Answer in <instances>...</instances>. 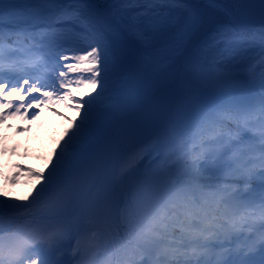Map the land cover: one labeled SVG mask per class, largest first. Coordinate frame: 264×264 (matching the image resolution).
<instances>
[{"label": "snow or ice", "instance_id": "snow-or-ice-1", "mask_svg": "<svg viewBox=\"0 0 264 264\" xmlns=\"http://www.w3.org/2000/svg\"><path fill=\"white\" fill-rule=\"evenodd\" d=\"M236 2L259 4L264 17V0ZM204 4L0 0V106L14 109L0 122L33 102L77 101L72 85L95 92L76 102L83 118L50 168L25 169L41 181L30 202L0 194V264H256V255L264 264V19L232 18L226 0ZM211 11L229 18L209 27ZM181 62L204 90L169 109L150 143L127 155L121 175L145 158L152 169L117 194L92 153L107 114L131 79H158Z\"/></svg>", "mask_w": 264, "mask_h": 264}, {"label": "rangeland", "instance_id": "rangeland-1", "mask_svg": "<svg viewBox=\"0 0 264 264\" xmlns=\"http://www.w3.org/2000/svg\"><path fill=\"white\" fill-rule=\"evenodd\" d=\"M251 52L254 54L253 58L259 55L258 50H253ZM66 54L71 57L82 53L69 52ZM249 57H251V55ZM68 62L73 64L77 63L74 60L61 61V63ZM29 75H33V73L29 72ZM3 78L6 79L7 77ZM39 78L41 82H50L41 76H39ZM140 81L136 78L131 79L123 88V90L125 88L128 91H130V89H135L138 87V83H140ZM44 90L50 89H41V91ZM96 90L99 91V86H97ZM5 91L7 92V88ZM67 91H70L74 97L80 98L81 100L88 99L90 96L95 95V92L91 87H76L75 85H72L69 87V89H67ZM32 95H40V93H33ZM29 99H31V97L26 96V101ZM8 100H10L15 105L19 101V96L13 95L9 97ZM77 101L79 100L77 99ZM77 101L70 99L57 101L55 98H53L52 102L47 103L46 105L40 104L39 108L36 106L38 102H33V106L28 110V112L23 113L22 116L16 115L15 118L8 117L7 115L3 120V123L0 124V194L7 192L8 196L6 199L11 200L13 197H16L17 202L20 203H26L31 200V197H29L28 201L20 198L19 191H27V194L29 195V193L33 192L34 186L38 187L41 181L36 180L28 171H25V169H32L36 172H46V170L50 168L51 165L49 161H54L55 159L54 150L58 151V145H62L68 138L66 132L70 134L71 131L74 130L75 125L78 124L80 119L83 118V116L77 115L76 113L77 111L75 110V104ZM9 111H14V109H8L0 106V114L9 113ZM32 112L36 113L34 119L31 115ZM110 112L107 114V117L104 121L105 123L111 114ZM53 116L59 118V123L57 124L58 130L56 133H54L52 136L45 137V135L43 138L38 137V139H34L33 135L37 127H39L45 119ZM106 126L103 128L102 133H107L109 130H114L115 132L117 131V128L114 129L110 126V124H107ZM120 136L121 135L118 133L117 137L119 138ZM28 149H34L31 151V157L28 155L30 153ZM123 152L124 148L122 146L114 148L110 151V153L101 157L102 159L98 163L103 173L105 183L109 185L116 193L121 191V188H123L122 186H124V189L125 186L127 187L126 189H128L132 188V186L138 182L143 181L146 178L145 176L149 174L152 169L150 164H144L141 167L145 175L141 176L140 178L127 180L124 178L126 176H123L120 173V168L122 165L121 161H117ZM16 166L17 168H15ZM14 180L15 183L13 182ZM3 198L5 197L0 195V199ZM18 222L20 224L24 223V221H21V219ZM80 225H84V222L81 221ZM5 227H7V222H5ZM74 246L75 241H73V247ZM104 259L106 258L103 255L98 257V260L101 262Z\"/></svg>", "mask_w": 264, "mask_h": 264}, {"label": "bare ground", "instance_id": "bare-ground-1", "mask_svg": "<svg viewBox=\"0 0 264 264\" xmlns=\"http://www.w3.org/2000/svg\"><path fill=\"white\" fill-rule=\"evenodd\" d=\"M201 7H206V5L201 4ZM214 18H215V14L211 11L209 13V15L206 17V21H207V24L209 27H211L216 22V20H214ZM237 19L238 20H244L247 22H252V23H259L262 19H264V17H262V15L260 14L259 16H253V17H248V18L237 17ZM252 53L253 52H250L248 54V56L251 55V58L254 57V54H252ZM174 81H177L179 83V88H181V94H180L181 100H180V102L190 92L203 91L204 90V86L193 82L190 79V77L185 74L182 62L178 63L177 65L167 69V71L165 73H163L158 79L140 81V83H138L139 84L138 87H136L135 89H130V91H128L125 88L120 94L119 101L111 109L110 113L112 115L114 114V116L111 118V121L108 120L111 122L110 126L113 127L114 129H116L117 125H118L116 123V121L118 119L120 120V118L122 116L130 113L131 110L138 107L142 102H144L148 97H150L152 95V93L156 90V88L162 87L163 85L170 83V82H174ZM30 83H31V81H30ZM77 99L79 101H81L80 98H77ZM9 112H11V111H9ZM76 113H77V115L83 116V108H81V111L76 112ZM8 117L15 118L16 116L13 117L11 115H8ZM2 123H3V121L0 122V124H2ZM107 124H108L107 122L106 123L104 122V127ZM105 133H102V135H100V137L97 139V141H96V143L92 149L93 156L97 160L98 163L102 159L101 157L110 153V151L113 150L114 148H117L119 146H123L126 149V147H127L125 145L123 138L117 137V134L119 133L118 129L116 132L114 130L113 131L109 130L106 134ZM126 157H127V152H123L119 156V159L117 161H119V162L121 161V164H122V161L124 159H126ZM144 164H146V165L149 164L148 158H145L143 161L140 162V166L135 172L127 175L124 178H126L127 180H131L134 178H140L141 176L145 175V173L141 167ZM145 177H147V175ZM122 187L123 188H121V191L117 192L118 194L126 192L127 190L130 189V188L126 189L127 188L126 186H125V189H124V186H122ZM19 194H20V198H22V199H24V197L28 196L27 191H23V192L19 191ZM26 203H28V202H26ZM7 219H8V217L5 216V222H7ZM21 221H23V219H21ZM83 226L84 225H81V227H83Z\"/></svg>", "mask_w": 264, "mask_h": 264}, {"label": "water", "instance_id": "water-1", "mask_svg": "<svg viewBox=\"0 0 264 264\" xmlns=\"http://www.w3.org/2000/svg\"><path fill=\"white\" fill-rule=\"evenodd\" d=\"M214 14L216 21L227 19L220 11H215ZM180 94L181 88L177 81L167 83L156 88L140 106L118 119L117 129L127 146V153L150 143L153 128L169 109L180 102Z\"/></svg>", "mask_w": 264, "mask_h": 264}, {"label": "trees", "instance_id": "trees-1", "mask_svg": "<svg viewBox=\"0 0 264 264\" xmlns=\"http://www.w3.org/2000/svg\"><path fill=\"white\" fill-rule=\"evenodd\" d=\"M58 120L59 118H56L55 116L48 117L47 119H45L34 132V138L38 139V137L43 138V136L45 135H46L45 137L54 135V133H56V131L58 130L57 128L58 127L57 124L59 123ZM29 150L31 156L32 155L31 151H33L34 149L33 150L29 149Z\"/></svg>", "mask_w": 264, "mask_h": 264}]
</instances>
